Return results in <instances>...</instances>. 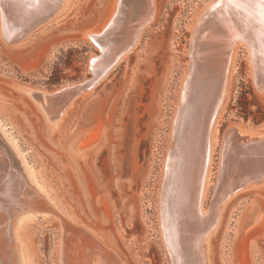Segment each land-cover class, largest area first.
<instances>
[{
  "label": "rangeland",
  "instance_id": "obj_1",
  "mask_svg": "<svg viewBox=\"0 0 264 264\" xmlns=\"http://www.w3.org/2000/svg\"><path fill=\"white\" fill-rule=\"evenodd\" d=\"M154 1L156 12L138 42L104 78L77 94L55 122L18 87L53 93L91 80L92 58L100 50L84 33L102 32L118 0H65L55 17L24 39L12 44L0 36V129H7L10 143L3 139L2 150L10 148L20 161L16 166L52 199L59 214L124 264H169L159 190L190 59L192 24L214 0ZM133 16L128 26H120L117 44L137 23ZM235 47L225 102L214 125L203 212L214 199L228 128L238 126L243 137L264 133V127L252 130L264 123V95L253 83L247 48L240 42ZM252 207L261 214L250 222ZM26 217L15 228V242L29 257L21 264H60V217L37 212ZM206 243L208 264H264V184L225 200ZM98 257L92 264H103Z\"/></svg>",
  "mask_w": 264,
  "mask_h": 264
},
{
  "label": "bare ground",
  "instance_id": "obj_2",
  "mask_svg": "<svg viewBox=\"0 0 264 264\" xmlns=\"http://www.w3.org/2000/svg\"><path fill=\"white\" fill-rule=\"evenodd\" d=\"M64 1L0 0V36L12 44L24 39L55 17ZM155 12L154 0H118L102 32L84 33L85 40L100 50V56L92 58L91 80L53 93L19 89L28 92L51 122L59 120L77 94L104 78L132 49L138 42L139 32L151 22ZM134 14L137 23L129 29L126 41L117 44L115 36L121 33L122 27L128 26L126 21ZM239 42L247 48L255 88L264 95V0H214L192 24L190 59L174 115L172 144L167 152L158 199L161 234L169 264H208L206 241L219 220L221 205L239 190L264 184V133L243 137L238 126H231L221 144L214 199L203 212L211 150L216 142L217 126L214 125L225 102L233 53ZM5 131L0 129V264H21L23 257L29 259L25 246L20 250L15 242V228L34 212L60 217L63 234L60 264H92L94 255H99L103 264H124L93 236L59 214L52 199L48 201L50 197L46 198L28 182L23 168L16 166L20 161L10 155V148L2 150L3 139L10 145L5 135L9 133ZM259 214L260 210L252 207L248 214L250 222Z\"/></svg>",
  "mask_w": 264,
  "mask_h": 264
},
{
  "label": "water",
  "instance_id": "obj_3",
  "mask_svg": "<svg viewBox=\"0 0 264 264\" xmlns=\"http://www.w3.org/2000/svg\"><path fill=\"white\" fill-rule=\"evenodd\" d=\"M19 87H20V86H19ZM19 87H18V88H19ZM262 124H263V123L256 125L252 130L260 129V128L262 127Z\"/></svg>",
  "mask_w": 264,
  "mask_h": 264
}]
</instances>
